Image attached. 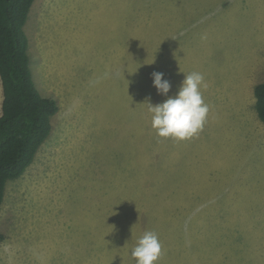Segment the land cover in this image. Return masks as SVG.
I'll return each mask as SVG.
<instances>
[{
  "label": "rangeland",
  "instance_id": "1",
  "mask_svg": "<svg viewBox=\"0 0 264 264\" xmlns=\"http://www.w3.org/2000/svg\"><path fill=\"white\" fill-rule=\"evenodd\" d=\"M53 129L9 180L0 264H135L145 231L156 264H264V0H35L24 26ZM198 72L203 128L177 141L149 104ZM3 88L0 78V115Z\"/></svg>",
  "mask_w": 264,
  "mask_h": 264
},
{
  "label": "trees",
  "instance_id": "2",
  "mask_svg": "<svg viewBox=\"0 0 264 264\" xmlns=\"http://www.w3.org/2000/svg\"><path fill=\"white\" fill-rule=\"evenodd\" d=\"M35 0H0V209L9 180L22 176L53 129L59 111L33 79L24 26ZM255 107L264 122V81L254 86Z\"/></svg>",
  "mask_w": 264,
  "mask_h": 264
},
{
  "label": "clouds",
  "instance_id": "3",
  "mask_svg": "<svg viewBox=\"0 0 264 264\" xmlns=\"http://www.w3.org/2000/svg\"><path fill=\"white\" fill-rule=\"evenodd\" d=\"M164 74L153 72V86L158 94L167 98L155 106L149 104L151 127L158 137L177 141L186 140L197 134L206 121L209 106L205 103L201 88L206 87L204 77L198 72L186 74L177 93L168 96L171 84L163 79ZM162 252L157 233L145 231L131 249L135 264H156Z\"/></svg>",
  "mask_w": 264,
  "mask_h": 264
}]
</instances>
